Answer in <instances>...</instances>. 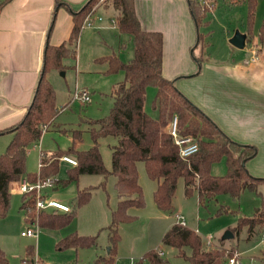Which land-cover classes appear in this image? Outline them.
Masks as SVG:
<instances>
[{
    "label": "trees",
    "instance_id": "obj_1",
    "mask_svg": "<svg viewBox=\"0 0 264 264\" xmlns=\"http://www.w3.org/2000/svg\"><path fill=\"white\" fill-rule=\"evenodd\" d=\"M55 1L57 8L65 7L71 14L73 28L67 43L58 47L47 45L44 51L43 65L32 101L21 120L1 132L12 133V138L0 154V218H4L10 203V186L26 178L34 181L37 175L52 177L56 184L66 185L77 181L80 175H101L104 179L114 176L117 194L116 208L111 212V223L107 227L108 240L116 246L119 239L117 232L121 222L131 220L127 214L131 208H142L143 191L139 183L137 164L143 162L147 176L156 182L153 199L156 206L168 211L171 209L173 194L179 179L183 180L184 196L189 197L196 192L198 203L205 205L218 195L228 194L238 199L243 190H248L260 198L259 206L254 208L251 216H238L233 230L239 232L246 228L248 236L264 230V177L254 176L246 168V162L254 157L257 148L253 144L241 143L226 134L202 109L187 98L174 84L162 75L163 37L158 32L141 30L135 14L134 0H108L106 9L113 11L119 34L127 35L133 44V57L124 63L116 55L95 60L99 64H107L106 74L123 72V79L111 90L112 107L108 115L90 121L89 132L92 145L84 150L72 146L54 152L41 151L37 173L26 171L27 148L38 142L55 120L58 109L55 103V90L45 75L51 70L64 71L62 64L65 58H76V45L85 17L93 7L95 0H89L79 11H73L61 0ZM244 1L247 7V37L251 36L258 0ZM191 17L196 29L202 23L200 8L195 0H187ZM52 15L50 27L55 19ZM258 40L264 46V26L259 29ZM202 36L197 34L196 47L201 45ZM201 66V57L193 58ZM155 88L152 105L157 109V118L145 112L146 89ZM173 116H177L179 132L191 136L198 143L196 153L187 159H181L178 148L168 132V125ZM112 137L115 143L110 146L111 167L103 162L99 140ZM67 154L73 156L77 165L67 170L66 179H57L59 157ZM224 158L226 173L222 176L211 174V166ZM245 165L242 166V161ZM98 186H104V181ZM97 186V187H98ZM89 186L78 189L74 198V206L86 203L91 190ZM33 199L21 198L20 208L33 206ZM228 209L221 206L217 213ZM75 211L52 215L45 211L37 212L38 223L47 229L59 228L69 222ZM29 217V214H26ZM29 219V218H28ZM96 236H79L69 234L56 243L58 249L81 247L95 244ZM222 240V239H221ZM223 241V240H222ZM161 242L174 247L178 255L184 257L189 264H224L228 250L217 247H205L199 234L187 226L172 224L163 234ZM189 248L186 254L184 248ZM33 247L27 248V254ZM112 248H110L108 264H112ZM160 250L152 249L144 254L135 264H170L159 254ZM0 264H9L5 252L0 248Z\"/></svg>",
    "mask_w": 264,
    "mask_h": 264
},
{
    "label": "rangeland",
    "instance_id": "obj_2",
    "mask_svg": "<svg viewBox=\"0 0 264 264\" xmlns=\"http://www.w3.org/2000/svg\"><path fill=\"white\" fill-rule=\"evenodd\" d=\"M195 1L198 5V1ZM107 2L108 0H95L90 12L98 11V15H103V17L104 14H113L110 9H106ZM258 2L264 4V0H258L257 5ZM207 3L208 7L198 5L202 15V23L197 29L194 26L197 34L202 36V42L201 45L195 46L196 48L193 50L191 56L193 61L194 57L200 56L202 57L201 60L205 59V57L215 59L219 55L225 54L227 49L235 53L239 52L229 45L230 43L228 44V35L233 34L234 31L235 33L247 31V7L244 3L235 8L227 6L218 7L219 3H222V0H208ZM98 15L95 16L98 17ZM260 17H264V10L262 8L259 9ZM207 22L208 25L206 27ZM100 24L97 23L96 27L98 28ZM101 28H104V30L100 31L99 34L95 33L98 34L95 40L98 46L94 47V49L92 44L88 43L80 52L79 50L77 52V57L79 58V55L81 57L82 69L84 71H90L92 68L96 71L97 68L104 67V65L102 67L101 65H92V62L86 59L88 56L93 54L100 58L113 52L116 53L121 43L125 46L121 61L126 63L133 57V44L129 36L116 34L110 22H104V26ZM116 36H119L121 39L118 41ZM67 70V72H54L57 81L54 89L56 91L57 103L60 105L71 99V93L69 94L68 91L73 87L76 80L73 69L69 68ZM49 72L45 75L46 79H50L51 74ZM122 79L121 72L112 74H86L80 76L79 79L77 78L79 87H84L90 92V103L82 105L78 101H71L65 107L54 121L61 125L54 126L52 124L42 134L40 142L30 149L26 159V169L32 173H36L38 171L40 150L47 152L58 147L67 148L70 145L69 142L73 129L82 130L87 126L91 127V123L84 124L81 118L89 117L95 120L108 115L113 104L111 90L116 82ZM151 100L152 97L147 95L145 99L147 110L151 108ZM150 110V113L155 110L158 116L157 109ZM80 137L81 145L88 147L91 143L90 132L82 130ZM114 143L115 140L112 137H105L99 140V150L107 168L111 167L110 146ZM217 165L224 166V158L215 162L212 166L217 167ZM69 168H71L69 165L60 162L56 178L60 180L66 179ZM137 170L139 183L143 191L144 205L142 208H131L128 210L127 214L132 219L121 222L118 225L117 232L119 239L115 247L109 242L107 231V227L111 223V212L116 208L117 201L114 178L112 176L104 179L101 175H82L77 181L66 185L59 183L56 184L55 190L49 189V197L67 202L73 211H75V214L69 222L59 228L47 229L39 225L36 209L32 207L28 213L34 222L38 224L39 233L36 238L20 235V232L27 225L24 221V211L22 213L19 210L21 194L12 191L6 216L0 218V248L5 252L8 263L24 264V260H39L43 264H108L109 252L110 248H112V264L135 263L146 252L152 249L160 250L162 257L168 260L170 264H189L184 257L178 255L176 248L164 245L161 242L166 230L176 223V213L184 216L187 227L196 230L205 247H217L238 253L244 264H258L264 261V230L257 231L250 238H247L246 228H242L239 232L233 230L238 216H251L254 208L259 206V196L248 190H243L238 199H233L228 194H221L208 201L205 205H200L196 192H193L189 197L184 196L183 180L179 179L173 194L171 209L163 211L154 203L153 192L155 190V181L147 176L143 162L137 164ZM103 181L104 186H98ZM15 185L17 187V183ZM85 185L96 188L91 190L90 198L86 203L74 206L77 190L83 189ZM261 190L263 191L262 188ZM221 206L226 207L228 210L217 213ZM47 213H51L52 215L60 214V212L51 211ZM227 230L233 233V237L227 239L228 241L222 242L221 237ZM69 234L84 237L96 236L95 244L77 248L68 247L64 250L58 249L55 245L57 240ZM207 241H211V244L208 246L205 243ZM29 246L33 247L30 255L27 254ZM184 250L186 254L190 253L189 248L186 247Z\"/></svg>",
    "mask_w": 264,
    "mask_h": 264
},
{
    "label": "crops",
    "instance_id": "obj_3",
    "mask_svg": "<svg viewBox=\"0 0 264 264\" xmlns=\"http://www.w3.org/2000/svg\"><path fill=\"white\" fill-rule=\"evenodd\" d=\"M61 1L67 4L71 10L79 11L89 0ZM242 3L246 5L244 1L222 0L218 7L235 8ZM55 7L54 0H0V154L4 152L12 138V133L1 131L17 124L32 101L40 78L46 46L58 47L69 40L73 28L71 14L63 6L57 8L56 11ZM134 8L141 30L158 32L163 37V77L174 80L178 90L202 109L232 139L255 145L257 153L246 162V168L253 175L264 176V46L258 40L259 29L264 26V17L259 18V9L264 10V4L258 2L251 36L247 37V31L241 32L246 36L244 47L236 49L232 46L239 52L235 53L227 49L225 54L219 55L215 59L205 57L201 60V66L191 59L197 44V32L187 0H134ZM54 11L55 19L51 28ZM94 14L98 15L99 13L95 11ZM101 17L107 23L114 19L112 14H104V17L103 15ZM103 20L97 29L82 28L76 45V58H65L62 61L64 71L67 72V69L72 68L76 78L73 87L68 91L69 94L75 87H79L77 78L86 74L105 73L108 68L107 64H97L95 60L99 57L92 54L86 58L87 61H91L94 66L101 65L102 67L104 65V67L97 68L96 71L94 68L84 71L80 55L79 58L77 57L78 50L80 52L88 43L92 44L93 48L98 46L95 40L99 32L104 30L101 28L104 26ZM207 25L208 22L205 26L207 27ZM114 31L121 35L117 31V26ZM234 34L235 31L228 35V44ZM116 37L118 41L121 39L119 36ZM129 39L131 40V38ZM123 49L125 46L121 43L116 53L113 52L106 56L114 54L121 60ZM54 72L55 70L49 72L50 79L47 78L53 88L57 83ZM121 73L123 76V72ZM154 94L155 88L147 87L146 96L152 97L150 109H154L152 105ZM71 101L73 100L68 99L67 102L60 105L55 100L58 109L57 116ZM80 104L83 105V103ZM145 105V112L151 117L157 118L156 111L150 113L151 110H147ZM92 120L94 119L89 117L81 118L84 124L90 123ZM54 121V126L61 125ZM89 129L90 127L87 126L82 130L89 133ZM82 130H72L68 147L84 150L92 145V140L88 147L81 145ZM39 142L40 140L27 148V156L30 149ZM67 148L58 147L47 152ZM26 171L32 173L27 169ZM225 171L226 165L211 166L213 175L222 176ZM112 177L115 184L116 178ZM85 187L88 186L85 185L83 188ZM262 189L264 191V188ZM12 191L18 192L15 183L10 186V193ZM19 210L23 213L22 208L19 207ZM178 214L176 213L175 216ZM23 216L27 225L25 213ZM246 235L247 238L252 236H248V233ZM62 238L64 237L58 239L57 242Z\"/></svg>",
    "mask_w": 264,
    "mask_h": 264
},
{
    "label": "built area",
    "instance_id": "obj_4",
    "mask_svg": "<svg viewBox=\"0 0 264 264\" xmlns=\"http://www.w3.org/2000/svg\"><path fill=\"white\" fill-rule=\"evenodd\" d=\"M198 5L202 7H208V0H197ZM204 9V8H203ZM103 20L102 17L94 16V11H91L88 13V15L85 17L82 28H97L96 24L101 23ZM110 23L112 25V28H116V21L115 19H111ZM90 92L86 88H80L75 87L71 93V100L78 101L80 103H88L90 101ZM168 132L170 136L172 137V140L174 144L178 148V155L181 159H187L191 155L197 152L199 146L197 141L192 138L191 136L182 135L179 132L178 128V121L177 116H173L172 119L169 122L168 125ZM41 152V151H40ZM40 156V153H39ZM59 161L66 163L67 165L74 167L77 165L76 159L71 156L64 154L59 157ZM39 159H38V169H39ZM56 183L54 178L52 177H41L37 175L36 179L34 181H29L26 178L21 179L17 183V190L22 195L25 196V199L28 198L33 199V206L36 209V214L39 211H45V212H60V213H69L72 211V207L62 202L58 199L51 198L48 196L49 189H56ZM32 207H28L26 209H23L25 213V218L27 221V227L20 232V235L23 237H32L36 238L39 233L38 224L34 222V220L28 215V211L31 210ZM29 218V219H28ZM176 223L180 224L181 226H187L186 220L182 215L176 216ZM206 245H210L211 241L205 242ZM229 253H226L224 258V264H244L243 260L238 256V253H235L233 251L228 250ZM160 255H162V252H159ZM24 264H43L39 260H24ZM135 264V263H132ZM258 264H264V261L259 262Z\"/></svg>",
    "mask_w": 264,
    "mask_h": 264
},
{
    "label": "water",
    "instance_id": "obj_5",
    "mask_svg": "<svg viewBox=\"0 0 264 264\" xmlns=\"http://www.w3.org/2000/svg\"><path fill=\"white\" fill-rule=\"evenodd\" d=\"M246 36L239 32H236L233 37L229 40L231 46L236 49H242L245 45ZM63 74V73H62ZM242 166L245 165V161H242ZM233 237V233L230 230H227L221 237L222 240H227Z\"/></svg>",
    "mask_w": 264,
    "mask_h": 264
}]
</instances>
